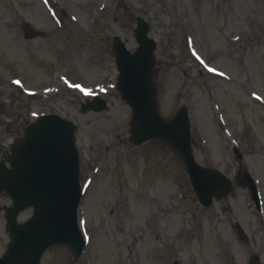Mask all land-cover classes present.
I'll use <instances>...</instances> for the list:
<instances>
[{"label":"rangeland","instance_id":"rangeland-1","mask_svg":"<svg viewBox=\"0 0 264 264\" xmlns=\"http://www.w3.org/2000/svg\"><path fill=\"white\" fill-rule=\"evenodd\" d=\"M139 18L156 42L161 115L187 107L195 158L233 182L209 208L166 145L129 141L113 45L134 53ZM24 23L41 34L27 37ZM93 95L104 111H83ZM46 114L76 127L88 246L78 261L50 248L42 264H264V0H0V165ZM244 169L260 210L236 183ZM11 204L0 193V256Z\"/></svg>","mask_w":264,"mask_h":264},{"label":"water","instance_id":"water-1","mask_svg":"<svg viewBox=\"0 0 264 264\" xmlns=\"http://www.w3.org/2000/svg\"><path fill=\"white\" fill-rule=\"evenodd\" d=\"M138 24L135 38L139 48L133 54L119 38L113 47L120 72L116 88L133 110L131 142L141 145L157 140L167 144L182 159L200 203L210 207L214 198L230 193L231 183L218 171L197 164L185 108L172 119L161 117L156 100L155 42L147 35L149 25L142 19ZM25 31L34 36L31 29ZM105 109L99 98L84 106V112ZM75 131L59 116L45 115L26 128L20 142L11 145L7 156L10 167L0 165V192L12 201L5 215L11 242L0 264H40L45 251L55 245L69 247L76 259L82 255L85 241L78 225L82 193ZM29 209L32 217L19 224V215Z\"/></svg>","mask_w":264,"mask_h":264}]
</instances>
